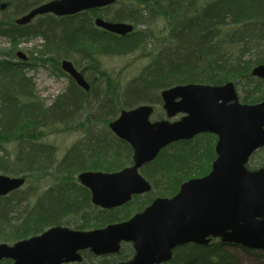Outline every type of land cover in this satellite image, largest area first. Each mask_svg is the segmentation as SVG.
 I'll list each match as a JSON object with an SVG mask.
<instances>
[{"label":"trees","instance_id":"trees-1","mask_svg":"<svg viewBox=\"0 0 264 264\" xmlns=\"http://www.w3.org/2000/svg\"><path fill=\"white\" fill-rule=\"evenodd\" d=\"M31 1L0 0V38L10 45L0 54V174L26 178L21 189L0 196V242L20 240L30 233L23 230V216L42 219L31 222L37 225L36 230L44 223L67 221L68 217L76 224H104L118 217L119 212L94 207L76 177L84 170L115 171L132 163V147L107 125H100L103 142L96 137L95 124H101V120L110 122L122 109L139 104L153 105L155 115L163 118L161 91L186 83L234 81L244 92L243 102L264 100V79L252 74L256 65L264 64V0H131L118 8L112 5L113 11L105 18L133 23L135 28L146 25L148 29H135L121 37L98 30L94 18L88 15L75 19L46 14L27 25L16 24L15 19L28 7L47 0ZM159 20L165 23L163 32L154 29L153 23ZM58 34L67 38L61 41ZM38 36L44 38L47 51L36 48L29 61L18 59L16 52L22 41ZM149 40L155 49L145 54ZM138 51L149 55L150 62L126 88H122L118 76L100 67L101 57ZM35 53L40 55L36 57ZM77 53L84 58L78 61ZM62 57L81 62L77 65L87 75L91 88L85 91L67 75V88L77 90L58 108L57 99L66 95L67 88L48 104L38 95L29 70L54 61L63 75ZM73 97L81 100L74 101ZM65 106L68 114L61 112ZM92 111L98 114V122L86 128L75 125L89 119ZM78 128L83 129L84 139L61 157L59 145L50 138ZM215 157L210 134L163 149L143 168L153 191L139 199L143 202L135 199L126 205L121 215L128 217L131 208L145 205L155 196L174 195L184 181L206 175ZM36 186L43 188L41 193L36 192ZM182 256L179 264H243L223 243L188 245Z\"/></svg>","mask_w":264,"mask_h":264},{"label":"water","instance_id":"water-1","mask_svg":"<svg viewBox=\"0 0 264 264\" xmlns=\"http://www.w3.org/2000/svg\"><path fill=\"white\" fill-rule=\"evenodd\" d=\"M118 0H51L16 19L27 24L38 15H71L103 7ZM96 25L125 35L134 29L126 22L96 19ZM17 55L27 59L23 51ZM62 68L88 90L89 82L70 60ZM264 78V64L252 70ZM167 118L151 120L154 107L142 104L124 109L110 122L112 131L133 148V164L116 172L84 171L81 182L91 189L92 201L103 208L127 203L134 194L147 192L150 183L139 169L160 151L177 141L211 132L219 136L217 158L211 171L185 181L171 198H157L145 211L130 220L93 231L54 227L40 236L10 246L0 243V259L12 264H60L79 259L78 249L111 250L121 239L133 240L138 250L126 264H152L169 258L171 249L189 242L206 244L212 238L264 250V167L250 170V155L264 145V100L242 103L233 81L222 86L176 85L162 91ZM178 114L182 117L172 120ZM24 177L0 174V195L20 188ZM65 242H70L65 245Z\"/></svg>","mask_w":264,"mask_h":264},{"label":"rangeland","instance_id":"rangeland-1","mask_svg":"<svg viewBox=\"0 0 264 264\" xmlns=\"http://www.w3.org/2000/svg\"><path fill=\"white\" fill-rule=\"evenodd\" d=\"M131 0H121L118 3L114 4L115 6L112 7H120L121 5H128ZM113 11L112 9L107 10L106 15H109V12ZM94 12L91 11L87 15L88 17L92 16L94 19L96 16H94ZM84 15H81L79 17L83 18ZM165 23L163 21L159 20L157 23H153L154 29L158 32H163L162 30L165 28ZM137 29H148V26L146 25H137ZM169 30L166 29L165 33H168ZM58 36H61L58 34ZM63 38H67L65 36H61L60 40L63 41ZM76 39V38H74ZM43 37H36L31 38L25 41H22L20 44V49L25 51L29 57H31V51L34 49H41L46 50L47 47L43 46L44 42ZM9 43L5 41L3 38H0V54H3L6 49L9 48ZM161 46V45H159ZM144 47V45H143ZM144 53H151L155 49V46L153 45L152 41L149 40L148 45L145 47ZM47 51V50H46ZM144 53L138 51L133 53H128L126 55H110L107 57H101L99 59L101 63V68L109 71L112 75L118 76L120 82L122 83V88H126L130 81L137 77L143 68H145L149 62L150 58L149 55H145ZM63 53H61L60 56H62ZM36 57L40 55V53L34 54ZM49 57L55 56L53 53H47ZM44 57L46 54L43 55ZM63 59V57H62ZM61 59V60H62ZM74 59V58H73ZM78 61L80 60L78 57L76 58ZM76 64H80L76 60H73ZM54 61H49L45 63H39L36 68L29 70V75L33 77V80L36 84L37 93L39 96L44 98L46 102L49 104L53 102L56 97L64 92L66 88L68 87L69 80L66 78V76L59 74L58 69L56 67V64L53 63ZM91 77V76H90ZM240 94L242 90H239ZM244 93V92H242ZM98 114L96 111L91 112V116L87 121L79 123L82 125L83 128H86L90 123L95 122L96 120L99 121L100 118L97 116ZM157 116L155 115L153 119H156ZM102 126L104 127L107 122L105 120H101ZM95 124L96 128V134L99 133L101 130L100 123ZM85 134L83 133L82 128H78L72 131H64L59 134L53 135L50 140L59 145V151L60 156H63L64 153H66L73 145H75L77 142L84 139ZM203 143H207L205 140ZM257 161V160H253ZM26 188V186L24 187ZM230 250L229 252L236 255L243 264H264V255L260 253V251H257V253L250 254L246 251H244L243 248L237 247V246H229Z\"/></svg>","mask_w":264,"mask_h":264},{"label":"flooded vegetation","instance_id":"flooded-vegetation-1","mask_svg":"<svg viewBox=\"0 0 264 264\" xmlns=\"http://www.w3.org/2000/svg\"><path fill=\"white\" fill-rule=\"evenodd\" d=\"M111 8H112L111 6H109V7L108 6L95 7L93 9L84 10V11L78 12L76 14H73V16H71V17H73L75 19H79V17L81 15L87 16V14L89 12L93 11L95 13L94 15L96 16V19L98 17H102V18L106 19L105 18L106 12H107V10H109ZM90 17H92V16H90ZM96 28L98 30H101V31L109 32V31H107L105 29L103 30L100 27H96ZM110 33H112V32H110ZM130 33H132V32H128L124 36H127ZM112 34H114L116 36H120V37L122 36V35H119V34H116V33H112ZM75 65L82 72V69L76 63H75ZM84 75L86 76L85 73H84ZM225 83L226 82H224L222 84H212V85H214V86H222ZM84 121L86 122L87 119L83 120L81 122H78V123H82ZM95 122H98V121L96 120ZM203 134H210L213 137L214 153H215V156H216L215 159H216L217 156H218L217 151H216V146H217V143L219 141V136L217 134H215V133H203ZM253 160H257V161H253ZM252 163H255L256 166L251 167ZM263 166H264V145H261V146L257 147L252 152V154L250 155V159H249V162H248V167L251 168V169H259V168H261ZM143 168L140 169V172H141L142 175H144ZM146 179H148V178H146ZM78 184H80L81 186H83V188H85V193H87V195H88V197H89V199L91 201V204L94 207L98 208L99 210H106V211L109 210V211H113V212L115 211V213L119 212L118 213V217L113 219L112 221L106 222L104 224H100V223L98 224V223H95V222L90 223V224L82 223V222L79 223V224H76L74 218L68 217L69 220H67V221L51 222L49 224H47V223L45 224L44 223V225H40L37 228V230H36L35 227L37 225L33 226V224H29L28 223V219H30V217L29 216H23V219L25 220V222L23 221V224H22L23 230H25V231H29L30 230V233L28 235L24 236L23 238H21L20 240L12 239L10 241L0 242V243H7V244L12 246L15 243H17L18 241L27 240V239H30V238L35 237V236H40V235L44 234L45 232L49 231L50 229H52L54 227L67 228V229H70L72 231H93V230L102 229V228H105L106 226H108L110 224L122 223V222H126V221L130 220L136 213L143 212L147 207H149L153 203L155 198H156V196H155L150 201H148V202L145 201L144 202V203H146L145 205H143V203H141V204H138L135 209L131 208L132 210L129 211V213H130L129 216L125 217V216H122L123 215V211H121V210L125 209L126 205L130 204L135 199L138 202H143L144 200L140 201L139 199L141 197H144L146 194L151 193V192L134 195L132 200H130L129 202H127L126 204H124L122 206L111 208V209H106V208L104 209V208L95 206L92 203V193H91V190L89 188L85 187L84 185H82L79 182H78ZM152 186H153V184H152ZM121 212H122V215H121ZM36 218H38L39 221H42V219L40 217H36ZM65 245H69V247H70V242H65ZM188 245L207 246V245H202V244H198V243H194V242H189V243H186V244H183V245H177V246H175L174 248L171 249V255H170L169 258H166V259L162 260L159 263H152V264H179L181 259H182V257H183L182 256L183 255V250H186ZM209 245H217V243L215 241H211V243ZM111 246H112L111 250L106 251V252H104V251L96 252L95 249H93L90 246L80 248V249H78V254L80 256L79 259H75V260H72V261H69V262H62L60 264H126L129 261H133L135 259L136 255L138 254V250H137V248L135 246V242L133 240L121 239L118 242L117 246H115L114 244L111 245ZM259 250H260L261 254L264 253V250H262V249H259ZM3 260L8 261V264H12L13 263V261L9 260V259H3ZM3 260H0V261H3Z\"/></svg>","mask_w":264,"mask_h":264},{"label":"bare ground","instance_id":"bare-ground-1","mask_svg":"<svg viewBox=\"0 0 264 264\" xmlns=\"http://www.w3.org/2000/svg\"><path fill=\"white\" fill-rule=\"evenodd\" d=\"M32 1H33V0H32ZM32 1H31V2H32ZM31 2H30V4H31ZM32 3H34V1H33ZM36 6H37V5H35V6H33V7H32V6L28 7V9L26 10V12H29L31 9L35 8ZM26 12H25V13H26ZM17 18H18V17H17ZM17 18H16V19H17ZM16 19H15V22H16ZM76 55L79 56V59H80V60H82V59L84 58V56H83L81 53H77ZM80 63H81V62H80ZM76 90H77L76 88H67V90H66V95H65V96H61L60 98L57 99V105H56V107H57L58 105H61V104H62L63 99L66 98L67 95L72 94V95L74 96V92H76ZM75 99H76L77 101L81 100V98H79V97H78V98H77V97H76V98L73 97V100H74V101H76ZM58 108H59V106H58ZM66 109H67V107L65 106V108H64L63 110H61V112L66 114V113H67V110H66ZM68 110L71 111V108L68 107ZM67 114H68V113H67ZM64 116H66V115H64ZM96 137L99 138V141L103 142V140H102L103 137L101 136V134H99V133L96 134ZM104 146H105V144H103V147H104ZM61 157H62V156H61ZM35 189H36V192H37V193H41L40 191H41L43 188H41L40 186H39V187L36 186ZM44 189H45V188H44ZM36 217H37V215H36V216H34V215L31 216L30 219H28V223L31 224V222H33V220H37V221H39L38 218L35 219ZM37 221H36V222H37Z\"/></svg>","mask_w":264,"mask_h":264}]
</instances>
